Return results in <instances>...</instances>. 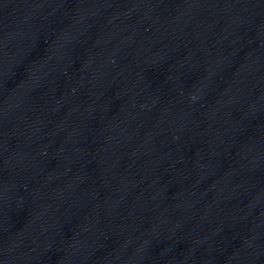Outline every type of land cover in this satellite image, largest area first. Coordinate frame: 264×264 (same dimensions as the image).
<instances>
[{"label":"water","instance_id":"1","mask_svg":"<svg viewBox=\"0 0 264 264\" xmlns=\"http://www.w3.org/2000/svg\"><path fill=\"white\" fill-rule=\"evenodd\" d=\"M0 264H264V0H0Z\"/></svg>","mask_w":264,"mask_h":264}]
</instances>
